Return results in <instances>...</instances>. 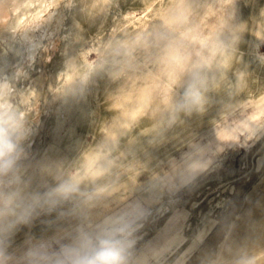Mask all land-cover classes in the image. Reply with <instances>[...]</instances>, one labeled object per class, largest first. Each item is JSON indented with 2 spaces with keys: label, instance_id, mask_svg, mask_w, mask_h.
<instances>
[{
  "label": "rangeland",
  "instance_id": "obj_1",
  "mask_svg": "<svg viewBox=\"0 0 264 264\" xmlns=\"http://www.w3.org/2000/svg\"><path fill=\"white\" fill-rule=\"evenodd\" d=\"M194 2L212 7L216 15L209 24L236 8L237 20L254 27L264 8V0ZM167 3L72 0L69 7V0L43 5L37 0H0V77L11 78L19 70L27 77L21 84L29 87L15 99L31 129L25 160L30 188L40 189L50 181L48 169L67 173L78 168L86 153L100 151L96 164L106 162L110 140L102 129L111 121L107 106L114 86L98 80L83 100L67 96V113L62 96L50 91L57 74L98 37L113 28L146 27ZM252 40L246 34L242 64H248L251 79L257 81L252 89L259 90L264 88V65L249 54ZM259 52L264 53V46ZM241 103L245 106L235 107L226 93L214 95L204 114H194L171 129L165 143L149 146L141 138L135 145L144 163L141 174L123 177L116 193L87 210L94 224L116 220L120 223L113 228L127 225L116 235L125 264H233L229 247L240 237L244 222L251 223L254 233L245 242L242 264L264 259V99L247 95ZM154 122L146 119L140 128ZM189 143L199 149L194 160L211 163L202 171L173 173L170 161L188 151ZM78 226L77 219L61 217L58 211L40 213L19 225L10 241L15 264H29L28 250L36 252V264H62L61 250L75 239ZM86 250L87 244L81 243L66 253L75 264Z\"/></svg>",
  "mask_w": 264,
  "mask_h": 264
},
{
  "label": "clouds",
  "instance_id": "obj_2",
  "mask_svg": "<svg viewBox=\"0 0 264 264\" xmlns=\"http://www.w3.org/2000/svg\"><path fill=\"white\" fill-rule=\"evenodd\" d=\"M53 2L37 0L40 5ZM68 6H73L72 0ZM215 15L211 6L194 0H168L146 27L135 31L113 28L68 60L51 83L54 96L83 100L98 80L114 86L107 106L111 121L102 129L110 140L106 162L96 164L100 151L86 153L81 165L67 173L46 170L51 179L40 189L29 187L25 160L31 148V129L15 99L27 92L29 87L21 84L27 77L19 70L11 78L0 77V264H15L10 241L17 227L53 211L79 221L75 239L61 250L62 264H73L66 249L81 243L87 244V250L75 264H125L116 235L124 233L127 225L113 228L120 223L116 220L94 224L87 210L116 193L123 177L141 174L144 163L135 145L141 138L149 146L165 143L171 129L194 114H204L214 95L226 93L239 108L245 106L241 102L247 95L264 99V88L252 89L257 81L251 79L241 55L247 34L253 38L249 54L264 65V53L259 52L264 46V8L254 27L237 20L236 8L227 18L221 15L209 24ZM146 119L155 122L140 128ZM186 148L180 158L170 161L173 173L202 171L211 163L193 159L199 151L195 144H186ZM25 259L36 264L38 257L28 250Z\"/></svg>",
  "mask_w": 264,
  "mask_h": 264
},
{
  "label": "bare ground",
  "instance_id": "obj_3",
  "mask_svg": "<svg viewBox=\"0 0 264 264\" xmlns=\"http://www.w3.org/2000/svg\"><path fill=\"white\" fill-rule=\"evenodd\" d=\"M55 1V0H54ZM51 18V16H50ZM49 18V19H50ZM57 20H60L59 18ZM58 22V21H57ZM60 22V21H59ZM31 40V39H30ZM31 44V43H30ZM30 48V47H29ZM28 48V49H29ZM34 50V49H33ZM36 51V50H35ZM34 54V53H33ZM32 54V55H33ZM64 102H65V110L67 113H70V109H71V104L66 100V97H62ZM63 119H60L58 122L61 123ZM257 212V210H256ZM258 213V212H257ZM251 223L249 222H244L243 225L241 226V228L239 229V235L240 237L237 239L236 242L230 244V250L232 251L230 253V257H231V260H233V264H242V260L240 259L243 255H244V250L247 246V244L245 243L247 238L253 234V229L251 227ZM257 249V248H256ZM255 249V250H256ZM240 259V261H239ZM258 264H264V259L259 262Z\"/></svg>",
  "mask_w": 264,
  "mask_h": 264
}]
</instances>
